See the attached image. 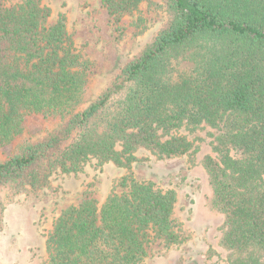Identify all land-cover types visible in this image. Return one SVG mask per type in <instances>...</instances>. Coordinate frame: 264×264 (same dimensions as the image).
Listing matches in <instances>:
<instances>
[{
	"label": "trees",
	"instance_id": "trees-1",
	"mask_svg": "<svg viewBox=\"0 0 264 264\" xmlns=\"http://www.w3.org/2000/svg\"><path fill=\"white\" fill-rule=\"evenodd\" d=\"M147 0H101L113 23ZM166 18L107 85L77 109L89 63L63 14L43 0H0V147L28 114L52 120L0 160V190H37L55 172L96 159L125 166L135 153L201 158L209 208L223 217L225 264H264V0H159ZM182 60L192 62L180 70ZM103 202L86 192L46 234L47 264H144L155 240L180 244L176 196L124 176Z\"/></svg>",
	"mask_w": 264,
	"mask_h": 264
},
{
	"label": "rangeland",
	"instance_id": "rangeland-1",
	"mask_svg": "<svg viewBox=\"0 0 264 264\" xmlns=\"http://www.w3.org/2000/svg\"><path fill=\"white\" fill-rule=\"evenodd\" d=\"M50 21L63 14L76 51L89 63L87 83L77 109L86 106L146 45L166 18L159 0H147L133 14L113 23L101 0H43ZM182 60L180 70L192 68ZM52 120L40 113L25 116L22 131L0 147V160L9 156L24 138L40 135ZM193 149L184 155L158 158L148 150L135 153L137 160L125 166L90 159L75 173L55 172L49 183L37 190H0V264H47L46 234L54 219L86 192L103 202L124 176L150 183L176 196L175 216L184 241L166 246L161 240L147 248L144 264H225L219 244L222 215L208 205L210 188L201 158L210 151L207 132L188 135Z\"/></svg>",
	"mask_w": 264,
	"mask_h": 264
}]
</instances>
